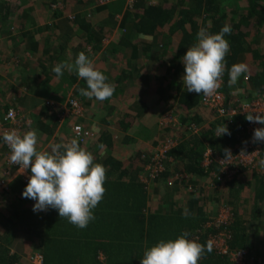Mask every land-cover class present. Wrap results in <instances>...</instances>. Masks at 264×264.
Masks as SVG:
<instances>
[{
  "label": "trees",
  "instance_id": "obj_1",
  "mask_svg": "<svg viewBox=\"0 0 264 264\" xmlns=\"http://www.w3.org/2000/svg\"><path fill=\"white\" fill-rule=\"evenodd\" d=\"M79 1L77 0V2ZM147 1L132 0L130 4L126 2V12L138 19L130 33L131 37H134V32L136 34L148 33L152 27L164 26L175 18V8L151 6ZM193 1L199 4L197 8L191 10L193 14L188 15V17L194 15L196 18L193 23H189L193 30L198 31L205 28L210 34H217L226 24L232 29L231 34L224 37L230 45V52L225 57L226 66L221 80L225 110L227 112L231 109L240 111L243 105L256 99L264 101V0H243L247 4L246 8H240L237 2H234L235 5L232 9H229L222 0ZM63 3L65 4L64 1ZM101 7L103 6H97L93 10L94 13L97 8ZM21 8V5H17L12 0H0L1 37L14 33L15 30L6 33V26ZM77 19L76 16L72 21L76 22ZM187 24L186 19L177 18L172 31L174 32L179 27L184 28ZM93 30L96 29L94 28L90 32ZM124 33L128 34L129 32L125 30ZM184 34H186L185 31ZM97 35H99L98 32H96V36L90 33V38H95L92 43L96 44V46L93 45L95 50L100 49L102 44L101 46L97 44L106 39V35L100 34L102 41L97 43L96 38L100 39ZM186 42L188 39L183 42V48ZM196 42L197 40L193 41L189 46L192 47ZM30 45H33L32 40ZM185 53L186 51L183 50L178 54V62H172V65L178 67L176 70L179 72H182L179 67L182 65ZM241 62L247 64L248 72L241 75L236 85L229 87L228 72L232 65ZM20 80L27 91H33L34 88H45L42 83H38L37 78L22 76ZM238 88L243 91H235ZM185 90H181L176 98L180 103L179 109L183 111L195 108L209 110L202 102L203 94L189 93L187 89ZM44 95L46 94L43 93L42 96ZM71 100L78 101L71 97L63 105ZM54 104L55 106L52 101H46L44 111L61 120L59 117L62 113L61 108L56 106L58 103ZM11 109L14 108L9 107L8 110ZM176 113L179 114V111ZM213 113L215 115V112ZM171 115L174 119L177 118L176 114ZM246 116L239 114L230 117L232 121L230 124H227L226 119H222V124H227L231 133V135L222 137H216V129L218 124H221L219 121L206 126L198 117L194 120L184 114L181 118L183 125L189 121H199L195 127L205 126L206 128L203 130L202 137L192 135L191 132L195 131L191 129V132L187 131L182 137L170 138L176 145L168 153V159L170 156L173 157L175 166L172 164L174 161L172 163L168 162L169 160L164 161L165 170L154 182L160 183L164 180L168 182L169 179L171 184L169 187L174 188L182 185L184 181L182 182L179 173L181 170L191 178L209 177L212 181L211 185L207 183L202 188L194 186L191 191H188L192 198L189 200L187 212L184 214L182 212L173 213L171 201L168 206L166 205L167 211H152L151 203L154 202L150 199L152 196L146 189L147 185L138 178V173L142 170L139 167L141 156L147 167L152 158V152L159 142L169 139L166 134H169L171 130L179 129L180 122L177 125L172 124L164 128L165 134L157 139L156 146L151 153H143L136 158L130 157L127 163L112 157L105 163H101L106 168L105 193L102 201L93 210L95 219L85 229L77 228L66 218H61L58 212L53 209L45 212H33L35 201L23 198L24 190H19L12 196H10V192L1 196L0 264H35L34 261L37 257L42 258V264H141V258L146 249L161 240H175L185 232L189 233L188 239L196 240L204 245L221 234L227 235V244L231 251H244L247 263L254 260L251 253L245 249L246 243L249 242L244 239L247 230L245 224L247 225V223L240 220L239 202L241 194L248 191L247 187L254 190L257 200L264 201V170L259 167L258 163L259 160L264 159V142L253 141V135L248 131L251 122L246 120ZM5 124L6 127L9 126L8 123ZM5 124L3 122L4 126ZM74 126L72 125L71 128ZM261 127L264 125H260ZM107 135H103L100 143L88 150H93L99 144H103L105 145L103 155H106L107 151L113 149L112 137ZM73 139L75 138L73 137ZM93 140L94 138H89L84 142L79 141V143L82 148H86L85 146H88ZM248 145L259 149L260 155L256 167L248 171L239 165L241 168L237 174L231 179L225 180L224 183L220 182L218 176L221 173V167L217 159L225 158V149L238 155ZM207 148L212 152L214 159L208 167L202 165ZM233 149L235 150L232 151ZM6 151L7 148H5ZM167 163L171 165L169 169H167ZM124 165L128 167H124ZM170 170L174 172L172 176H170ZM185 182L183 184H187ZM250 182L254 184H250ZM208 185L210 187H207ZM222 208L228 209L231 213L227 224L219 223ZM12 235L17 238L9 240ZM198 264L233 263L228 257L221 255L216 248H213L211 253H204Z\"/></svg>",
  "mask_w": 264,
  "mask_h": 264
},
{
  "label": "crops",
  "instance_id": "obj_2",
  "mask_svg": "<svg viewBox=\"0 0 264 264\" xmlns=\"http://www.w3.org/2000/svg\"><path fill=\"white\" fill-rule=\"evenodd\" d=\"M12 1L22 8L6 26V33L11 32L12 28L15 30L14 33L0 36V137L3 136V122L5 124L8 109L13 107L25 120L22 133L38 130L37 148L40 151L50 153L52 145L70 142L73 139L71 126L78 123L90 129L94 135V140L84 148L93 154L94 162L105 163L112 157L127 163L130 157L136 158L143 153L152 152L157 139L165 134L160 123L169 113L176 114L178 119L175 118L178 123L180 122L179 129L166 134L169 137H182L199 123L189 121L183 125L181 118L184 114L194 120L198 117L206 126L215 123L213 112L203 108L183 111L179 109L180 103L176 99L181 90L186 91L182 81L184 65L182 63L179 67V70H182L179 72L176 70L178 67L172 65V62H178V54L183 50L187 51L189 45L197 40L200 29L195 31L189 24L196 18L194 15L188 17L189 14H193L191 10L199 5L195 1L148 0L147 3L151 6L175 8V18L164 26L152 27L148 33L134 32V37H131L130 33L138 19L126 12V0H108L106 3H99V0ZM222 1L229 9L234 7V2H237L240 8L247 6L243 0ZM97 6L103 7L97 8L94 13L93 10ZM76 16L77 21H72ZM177 18L186 19L188 24L173 32V24ZM94 28L96 30L90 32ZM125 30L129 33H124ZM96 32L100 38H96L97 43L102 41L100 34L106 35V39L97 44L99 46L102 44L98 50L93 48V45L96 46L92 44L95 38H90V33L96 36ZM186 39L188 42L183 48ZM81 52L91 58L95 68L107 76L108 83L115 86V92L109 99L97 101L81 96L79 89L87 88V84L85 80L78 78L75 71L65 70L63 76L59 78L52 72V68L61 63L74 65ZM22 76L37 78L38 83H42L45 88L27 91L20 80ZM43 93L46 95L42 96ZM71 97L76 98L84 108L81 117L75 120H58L54 115L44 111L46 101L63 105ZM94 126L99 128V133L93 131ZM197 127L196 134L190 132L192 135L202 137L206 127ZM105 134L112 137V150L107 151L106 155H101L98 147L88 150L100 143ZM149 135L152 137L148 138ZM205 150V153L210 151L209 148ZM6 155L3 142L0 141V178H5L4 173L7 171L16 173V170L6 164ZM168 160L170 163L174 161L172 164H175L173 157L170 156ZM170 166L167 163V169ZM139 167L142 170L139 171L138 178L143 182L147 174L146 162L142 156ZM29 173L31 174L30 170ZM169 173L172 176L174 172L170 170ZM179 173L182 182L188 181L185 182L187 184L183 182L182 185L172 188L169 187L171 185L169 179L168 182L149 181L146 184V189L152 196L150 199L154 201L151 203L152 211H167L168 203L171 201L172 212L184 214L192 198L188 191L194 186L202 188L207 183L212 184L209 177L191 178L182 170ZM13 178L8 190L10 196L26 187L21 176ZM247 189L248 191L241 194L239 202L240 220L247 223L244 239L249 242L247 241L245 249L254 257L249 264H264V201L256 199L251 187ZM16 238L12 235L9 240Z\"/></svg>",
  "mask_w": 264,
  "mask_h": 264
},
{
  "label": "clouds",
  "instance_id": "obj_3",
  "mask_svg": "<svg viewBox=\"0 0 264 264\" xmlns=\"http://www.w3.org/2000/svg\"><path fill=\"white\" fill-rule=\"evenodd\" d=\"M231 27L224 25L219 33L210 34L201 28L197 33V42L187 49L183 56V85L189 93L211 96L221 86L225 71V57L230 52L229 42L224 38L231 34ZM147 39V37H144ZM75 71L78 78L86 81L87 88L79 89V94L88 99L105 101L113 96L115 86L108 83L107 76L95 68L94 61L85 53L78 54L74 65L58 64L52 68L56 77H62L64 71ZM248 72L246 63L232 65L228 72V86L232 87L241 75ZM242 92V89H236ZM253 112L256 114L253 115ZM247 121L264 125V110L253 108L245 117ZM99 133V128L93 127ZM231 135L227 126H218L216 137ZM0 141L8 145L10 162L25 170L30 168L31 175L22 193L23 198L35 201L33 212L56 210L61 218L79 229H85L95 219L93 210L102 201L105 193L106 168L96 163L93 154L80 146L77 139L68 143L51 146V152L37 148L38 130L33 129L18 134L16 130L6 132ZM254 142H264V127L254 130ZM101 155L105 145L99 144ZM241 154H245L243 151ZM227 164L232 159L229 149L224 150ZM264 170V159L259 160ZM147 176L144 178L146 179ZM143 183L147 184V182ZM185 232L175 240H161L145 250L141 264H198L205 252L213 251L212 242L206 245L188 239Z\"/></svg>",
  "mask_w": 264,
  "mask_h": 264
},
{
  "label": "built area",
  "instance_id": "obj_4",
  "mask_svg": "<svg viewBox=\"0 0 264 264\" xmlns=\"http://www.w3.org/2000/svg\"><path fill=\"white\" fill-rule=\"evenodd\" d=\"M106 2V1H105ZM132 0H129L128 3L130 4ZM222 87V81L221 86L217 90V92L211 96H203L202 102L210 111L215 112L214 120L221 122V124H218V126H225L227 124H230L231 118L235 115H247L248 111L252 110L253 108L264 110V101L261 99H256L255 101H252L251 103H247L242 106V110L237 109H231V111H226L224 107L225 97L223 92L221 91ZM55 106V104H53ZM57 107L61 108V115L59 116L61 120L65 119H77L78 117H81V114L83 112V108L76 100H71L65 105H56ZM172 113H169L164 117V121H161L160 126L165 128L168 125H177L178 120L172 117ZM256 113L253 112V115ZM222 119L227 120V124H222ZM229 119V120H228ZM5 123H8V127H6V124L3 129V135L6 132H9L11 130H16L18 134H23V127H25V121L23 120L22 115H20L17 110L11 109L8 110L6 117H5ZM260 128V124L251 122L248 126V131L250 134L254 135V130ZM194 134L198 132V128L193 127ZM72 134L75 139H77L80 142H84L85 140L89 138H93L94 135L90 130H85L81 124H76L72 128ZM169 137V139L165 141H160L157 147L152 152V158L150 159V163L146 167L147 172V178L144 179V182L149 181H155L161 173L165 170L164 161L168 160V153L172 150V148L176 145ZM4 147L7 148V155H6V164L16 170V173L13 174L11 171H7L4 173L5 178H0V197L4 196L8 193L9 187L13 181L14 176H21V179L23 183L27 184L29 181L30 173L29 169L25 170L22 168H19L18 165H13L10 162V148L8 145L4 144ZM233 149L232 151H234ZM245 154H238L234 155L232 153V159L229 160L227 164H222L221 162L225 160V158L220 157L217 159V162L219 166L221 167V173L218 176V180L222 183H224L225 180L231 179L232 176L237 174L239 172V165L242 166V168L247 169L250 171L251 169H254L257 164V159L259 158L260 152L259 149L256 148L253 145L245 146V148L242 150ZM205 159L203 160V165L208 167L213 163V154L211 151H208L204 155ZM220 218L219 223L227 224L229 221V218L231 216V213L228 209L222 208L220 212ZM213 248H216L221 255L226 256L230 259V262L233 264H249L246 260V253L243 251H231L229 249V246L227 244V235L224 234L219 235L216 238H213L211 240ZM35 264H42V258L37 257L34 261Z\"/></svg>",
  "mask_w": 264,
  "mask_h": 264
},
{
  "label": "rangeland",
  "instance_id": "obj_5",
  "mask_svg": "<svg viewBox=\"0 0 264 264\" xmlns=\"http://www.w3.org/2000/svg\"><path fill=\"white\" fill-rule=\"evenodd\" d=\"M129 0H126V2L128 3ZM99 3H106L104 0H99ZM12 31L14 30L13 28L11 29ZM215 117V116H214ZM161 121H164L163 119ZM78 124V123H77Z\"/></svg>",
  "mask_w": 264,
  "mask_h": 264
}]
</instances>
